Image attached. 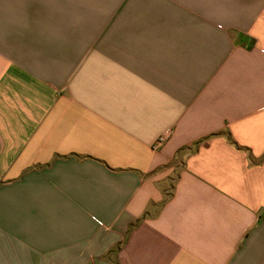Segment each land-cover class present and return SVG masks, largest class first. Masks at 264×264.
Instances as JSON below:
<instances>
[{"label": "crops", "instance_id": "1", "mask_svg": "<svg viewBox=\"0 0 264 264\" xmlns=\"http://www.w3.org/2000/svg\"><path fill=\"white\" fill-rule=\"evenodd\" d=\"M0 264H264V0H0Z\"/></svg>", "mask_w": 264, "mask_h": 264}, {"label": "built area", "instance_id": "2", "mask_svg": "<svg viewBox=\"0 0 264 264\" xmlns=\"http://www.w3.org/2000/svg\"><path fill=\"white\" fill-rule=\"evenodd\" d=\"M165 138H166V136H161V137L158 139L157 144H158V145L162 144V143L164 142Z\"/></svg>", "mask_w": 264, "mask_h": 264}]
</instances>
